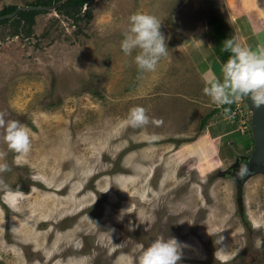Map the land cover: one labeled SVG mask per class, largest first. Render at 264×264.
Segmentation results:
<instances>
[{
	"label": "rangeland",
	"instance_id": "374dc122",
	"mask_svg": "<svg viewBox=\"0 0 264 264\" xmlns=\"http://www.w3.org/2000/svg\"><path fill=\"white\" fill-rule=\"evenodd\" d=\"M34 1L0 0V9ZM58 6L30 27L17 13L0 24V111L30 130L32 144L17 166L0 136L11 167L0 174V264H136L158 237L189 246L178 264H264L255 246L264 229L251 228L264 223V174L248 176L237 198L234 181L216 173L253 150L250 107L225 105L226 117L202 91L199 59L214 50L208 21L226 22L224 0ZM138 11L162 21L168 47L143 74L120 49ZM133 106L163 124L126 126Z\"/></svg>",
	"mask_w": 264,
	"mask_h": 264
},
{
	"label": "clouds",
	"instance_id": "9594fccd",
	"mask_svg": "<svg viewBox=\"0 0 264 264\" xmlns=\"http://www.w3.org/2000/svg\"><path fill=\"white\" fill-rule=\"evenodd\" d=\"M161 22L154 14L138 11L129 16L128 26L122 33L120 49L126 57H133V62L141 74L154 72L160 59L168 55ZM223 50L230 55L223 63L219 76L209 73L202 78L203 93L217 107L248 99L254 107L264 108V49L254 51L228 38L223 42ZM229 111V108H224L226 117ZM7 115L0 111V136L8 151L16 154L14 163L19 166L21 157H26L31 151L30 130L19 120L6 119ZM125 124L134 129H143L149 124L160 126L163 120L150 117L143 106H133L128 111ZM156 139L158 137L155 135L149 137L150 141ZM6 156L5 151H0V174L11 171L9 164L3 162ZM31 179L38 180L39 177L32 176ZM0 185L7 188L2 178ZM122 215L118 219H122ZM251 228L253 231H260L264 229V223L252 221ZM255 246L257 250H264V240H256ZM187 247L189 246L174 237H158L146 247L141 245L136 264H178L183 257V250ZM215 257L220 258L216 252ZM231 259L234 256L223 258L225 261Z\"/></svg>",
	"mask_w": 264,
	"mask_h": 264
},
{
	"label": "crops",
	"instance_id": "0c3cea01",
	"mask_svg": "<svg viewBox=\"0 0 264 264\" xmlns=\"http://www.w3.org/2000/svg\"><path fill=\"white\" fill-rule=\"evenodd\" d=\"M224 4V19L233 31L234 40L254 51L264 49V0H224ZM219 61L212 49L204 51L199 59L201 76L204 77ZM201 65H205L204 68ZM213 74L219 76L220 71Z\"/></svg>",
	"mask_w": 264,
	"mask_h": 264
},
{
	"label": "trees",
	"instance_id": "16d2710c",
	"mask_svg": "<svg viewBox=\"0 0 264 264\" xmlns=\"http://www.w3.org/2000/svg\"><path fill=\"white\" fill-rule=\"evenodd\" d=\"M58 0H35L32 4L37 5H50ZM86 2V0H67L64 4L58 6L56 9H60L62 6H81ZM16 8V5L14 4H8L3 6L0 9V15L12 12ZM40 10H20L17 12V14L14 16V19H18L20 21H24L25 24H28V27H30L34 22V17L39 13ZM9 22V19L3 18L0 19V24H5ZM19 22L16 23L15 29L17 31V28L19 27ZM208 24L210 25V32L214 36V52L218 55L221 64L223 65L224 62L228 59L230 53L223 50V42L231 38L233 39L232 35L230 34V27L226 22L220 17L218 14H214L210 17ZM225 105L222 106V110L224 109ZM210 114H207L205 118L201 121V128H203L206 125V117H209ZM249 141H252V138L249 139Z\"/></svg>",
	"mask_w": 264,
	"mask_h": 264
},
{
	"label": "water",
	"instance_id": "95a60500",
	"mask_svg": "<svg viewBox=\"0 0 264 264\" xmlns=\"http://www.w3.org/2000/svg\"><path fill=\"white\" fill-rule=\"evenodd\" d=\"M67 0H58L52 5H24L16 6V8L9 13L0 15V19L10 18L20 10H48ZM250 107L251 112V137L253 139V150L247 159L248 174L247 177L253 173L261 172L264 174V108H256L252 105L250 100L245 99Z\"/></svg>",
	"mask_w": 264,
	"mask_h": 264
},
{
	"label": "flooded vegetation",
	"instance_id": "af4514ba",
	"mask_svg": "<svg viewBox=\"0 0 264 264\" xmlns=\"http://www.w3.org/2000/svg\"><path fill=\"white\" fill-rule=\"evenodd\" d=\"M250 144L253 145V139L250 142ZM252 153V150L250 152H247L245 154L239 155L238 157H234V160L232 164L228 168H224L222 170L216 171V173L219 176H225L231 178L236 186V196L237 198H240L242 196V186L244 182L246 181L247 174H248V166H247V159ZM250 176V175H249ZM241 199L239 200V203H241ZM242 212V211H241ZM29 253V252H28ZM31 257H36L34 256L35 253L30 252L29 253Z\"/></svg>",
	"mask_w": 264,
	"mask_h": 264
},
{
	"label": "bare ground",
	"instance_id": "6f19581e",
	"mask_svg": "<svg viewBox=\"0 0 264 264\" xmlns=\"http://www.w3.org/2000/svg\"><path fill=\"white\" fill-rule=\"evenodd\" d=\"M64 206V205H63ZM66 206V205H65ZM101 241V240H100ZM38 243V242H37ZM40 245V244H39ZM42 245V244H41ZM37 246V245H36ZM42 247V246H41ZM42 249V248H41ZM188 249V248H187ZM76 250V249H75ZM82 250V249H81ZM79 251V250H78ZM55 253V252H54ZM95 257H96V255H95Z\"/></svg>",
	"mask_w": 264,
	"mask_h": 264
}]
</instances>
